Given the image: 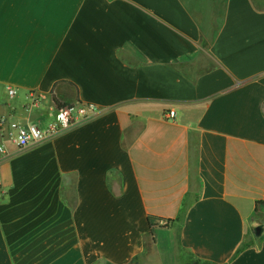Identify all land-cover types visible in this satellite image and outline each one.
<instances>
[{"label":"crops","instance_id":"0c3cea01","mask_svg":"<svg viewBox=\"0 0 264 264\" xmlns=\"http://www.w3.org/2000/svg\"><path fill=\"white\" fill-rule=\"evenodd\" d=\"M0 120V264H264V0H0Z\"/></svg>","mask_w":264,"mask_h":264},{"label":"built area","instance_id":"2783aa9c","mask_svg":"<svg viewBox=\"0 0 264 264\" xmlns=\"http://www.w3.org/2000/svg\"><path fill=\"white\" fill-rule=\"evenodd\" d=\"M5 94L8 98H14L17 95L16 90L7 87ZM45 96L36 92H29L25 96L24 109L31 111L41 106L45 100ZM97 111L96 106L93 103H76L73 105H64L60 108L54 109V117L46 125L44 129H41L35 124H29L21 126L16 129L14 135L11 137V142L16 148H25L27 146L41 142L46 138L56 136L62 130L74 127L80 121L93 116ZM175 113L169 111L164 118L166 120H173ZM2 120H0V125ZM7 153L6 147L3 143H0V159Z\"/></svg>","mask_w":264,"mask_h":264},{"label":"trees","instance_id":"16d2710c","mask_svg":"<svg viewBox=\"0 0 264 264\" xmlns=\"http://www.w3.org/2000/svg\"><path fill=\"white\" fill-rule=\"evenodd\" d=\"M53 102H54V105H55L56 108H60V107L64 106V105L60 104V103H59L57 100H55V99H54ZM259 204H262V202H257V203H256V207H257V205H259ZM147 219H148V222H149V224H150V228H152V227L155 226V224H151V221H153V222L163 221L165 225H167V224L169 223V221H164V220H161V219H158V218L152 217V216H149ZM151 235H152V231H150V233H149V236H151Z\"/></svg>","mask_w":264,"mask_h":264},{"label":"water","instance_id":"95a60500","mask_svg":"<svg viewBox=\"0 0 264 264\" xmlns=\"http://www.w3.org/2000/svg\"><path fill=\"white\" fill-rule=\"evenodd\" d=\"M260 232H261V227H256V228H254V234H255V236H259L260 235Z\"/></svg>","mask_w":264,"mask_h":264}]
</instances>
